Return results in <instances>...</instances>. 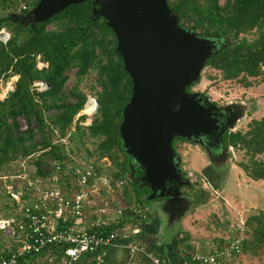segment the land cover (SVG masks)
<instances>
[{
    "label": "trees",
    "instance_id": "16d2710c",
    "mask_svg": "<svg viewBox=\"0 0 264 264\" xmlns=\"http://www.w3.org/2000/svg\"><path fill=\"white\" fill-rule=\"evenodd\" d=\"M39 1L32 3L28 0L30 8L21 14H28ZM94 1L86 0L83 4L71 6L34 28L11 20L10 15L14 13L9 12L16 13V0L0 2V28L6 27L12 34L7 45L0 43V86L1 82L13 76L19 77L15 90L6 99H0V175L9 167L12 170L13 163L19 159L20 162L31 158L40 176L49 178L51 173L44 174L43 165L50 161L67 164L70 157L78 155L74 146L79 141L93 139L96 140L93 153L101 160L108 159L112 165V180L115 183L124 181V185L127 182L131 186L132 195L128 201L120 202L119 208H129L132 204L144 206L152 203L148 201L150 191L132 182L142 172L136 171L132 178L130 157L119 137L123 111L133 95V83L117 52L115 34L105 20H92ZM168 5L179 15L180 25L209 36L230 39V45L207 63V67L223 74L224 81L241 79L244 87L248 88L251 86L250 78H264V0H226L224 4L221 0H168ZM54 23L61 25L57 30H49ZM96 28L111 34L110 48L103 39L96 37ZM251 33L255 38L248 40L245 36ZM39 56L47 64L41 69L37 66ZM74 66L77 67L78 79L84 78L92 69L98 70L96 83L101 89L97 95L98 116L86 126L81 124L85 119L81 117L75 131L72 130L74 119L83 110L87 95L80 91L78 84L68 96L63 94L68 72ZM37 81L47 83L49 88L34 92L33 84ZM201 81L202 77L188 91L192 92ZM201 94L207 96L206 93ZM51 111L55 114L48 116ZM20 119L27 122L24 132L21 131ZM223 139L227 147L244 152L249 158L248 161L237 162V166L250 179L264 181V160L260 159L264 155V119L253 120L245 132H226ZM176 140L186 142L179 138ZM96 165L99 174V166ZM15 169L13 166L10 174ZM62 180L59 179V184L65 185L61 184ZM65 183H68L66 178ZM7 185L11 182L4 183L5 190ZM12 185L18 190L20 186L24 188L21 192L23 205L32 204L33 198L22 180H15ZM6 196L11 201L12 211L2 217H18L20 204L9 193ZM246 226L250 233L241 241V252L264 255V213L260 211L247 218ZM123 227L122 222H113L94 227L90 232L110 234ZM67 248L63 245L52 253L63 258ZM90 257L91 254H86L75 264H86ZM19 264L27 263L22 259Z\"/></svg>",
    "mask_w": 264,
    "mask_h": 264
},
{
    "label": "water",
    "instance_id": "95a60500",
    "mask_svg": "<svg viewBox=\"0 0 264 264\" xmlns=\"http://www.w3.org/2000/svg\"><path fill=\"white\" fill-rule=\"evenodd\" d=\"M85 1L40 0L28 14L10 18L34 28ZM99 19L115 34L117 52L133 83L119 125L132 178L142 172L132 182L150 191L149 202L161 203L158 212L168 216L167 229H174L190 209L182 190L193 187L183 156L173 147L175 139L200 147L218 167L219 158L228 159L232 150L225 146L224 134L236 131L249 112L244 102L218 107L210 97L188 91L230 39L180 25L168 0H95L92 20Z\"/></svg>",
    "mask_w": 264,
    "mask_h": 264
},
{
    "label": "built area",
    "instance_id": "2783aa9c",
    "mask_svg": "<svg viewBox=\"0 0 264 264\" xmlns=\"http://www.w3.org/2000/svg\"><path fill=\"white\" fill-rule=\"evenodd\" d=\"M16 1L18 4L16 14H21L30 8L28 0ZM33 2L35 0H32ZM9 13L15 12L10 11ZM11 36L10 30L6 27L0 28V43L7 45L11 40ZM37 59L38 68L41 69L47 66L40 56ZM17 81V78H15L14 81L4 82L5 89L1 87L0 99H6L15 90ZM48 88V84L43 81H37L33 84V91L37 93L46 91ZM98 107L97 98L88 96L83 110L74 119L72 130L75 131L81 117L85 118L81 123L82 125L92 124ZM65 167H69L68 175L73 181L66 187L59 184V179L65 178ZM41 169L44 174L52 172L54 177L40 176L38 168L29 158L18 162L16 171L3 178L4 182H11V185L6 186V192L20 204V207L18 217H0V237L11 238L16 243L13 249L5 248L4 251L0 252V264H19L22 259L27 264H39L43 256H51L50 263H52L53 258L57 257L52 252L55 248L63 245L68 246L64 252V262L75 264L84 255L94 254L100 249L114 244L118 239V232L110 234L92 233L75 226L88 209L102 213L100 216L108 217L110 215V204L105 203L102 206L99 202V174L96 163L89 161L62 164L50 161L47 166H43ZM186 174L187 179L192 183L198 181V176L196 175V177L194 172L187 171ZM15 180H22L27 186L26 190L30 192V197L33 198L32 204L25 206L21 203V192L24 191V188L22 186L19 187V190L15 188L12 185ZM46 182L52 183L51 185H45ZM112 185L120 190L124 185V181ZM135 211L141 218L144 217L141 211L137 209ZM115 213L119 216L123 215L121 209L115 211ZM100 220V224L109 225L102 219ZM244 226H246V221L240 219L238 223L239 231L242 228L244 229ZM241 241L242 238L234 239L222 253L195 252L191 254L190 260L193 264L223 263V257H227L226 261L241 253ZM138 248L135 246L132 251L138 250ZM153 263L164 264L163 260L157 257L153 258ZM87 264L95 263L88 261Z\"/></svg>",
    "mask_w": 264,
    "mask_h": 264
},
{
    "label": "crops",
    "instance_id": "0c3cea01",
    "mask_svg": "<svg viewBox=\"0 0 264 264\" xmlns=\"http://www.w3.org/2000/svg\"><path fill=\"white\" fill-rule=\"evenodd\" d=\"M187 148L188 153H196L194 159L197 169L192 168L191 171L197 174L198 181L190 191L184 190L190 200V209L174 229H167L168 216L158 212L161 208L160 202H155L150 209L141 205L120 208L123 215L114 213V218L96 215L98 218L95 220L94 217L90 219L84 214L75 225L83 231L90 232L94 227L104 226L100 224V219L108 224H124L118 231L116 242L91 254L88 261L95 264H154L153 258L157 257L164 264H193L190 260L191 254L222 253L236 239L235 233L232 235L233 226L238 227L240 219H246L247 214L258 208L254 206V202H258L255 188L262 182L250 179L234 161L215 167L198 146L190 151ZM200 183L205 186L200 187ZM206 187L207 194L203 190ZM209 195H215L216 198H210ZM216 199L223 201V204H218ZM135 209L141 211L144 217L141 218ZM93 212L99 214L97 211ZM197 215L205 221L209 220L210 225L204 226L205 223L198 224L194 221ZM217 221L220 222L219 226H215ZM135 246L139 247L138 250L132 251ZM223 258L224 262L220 264L226 263L227 257Z\"/></svg>",
    "mask_w": 264,
    "mask_h": 264
},
{
    "label": "rangeland",
    "instance_id": "374dc122",
    "mask_svg": "<svg viewBox=\"0 0 264 264\" xmlns=\"http://www.w3.org/2000/svg\"><path fill=\"white\" fill-rule=\"evenodd\" d=\"M225 1L226 0H221V4H224ZM60 25H61L60 23L58 24L54 23V24H51L48 29L57 30ZM94 33L98 39H103L105 45L108 48H110L112 36L109 32H107L106 30L96 28ZM245 37L248 40H253L255 38V34L251 33ZM97 77H98V70L92 69L88 73V75H86L84 78L78 79L77 67L74 66L68 72V81L66 83V87L64 89L63 94L65 95V97L68 96L69 92L74 88L76 84H78L80 91L85 96L87 95V97L93 96L94 98H97L98 97L97 95L101 91V89L97 86V83H96ZM15 78H17L18 80L17 76L11 77V79L9 80L14 81ZM242 82L243 81L241 79L233 80V81H224L223 74L220 71H217L210 67H206L202 75L201 83L195 86L192 89V92L206 93L207 96L210 97L211 100L215 102L216 104H218L219 106H225L226 104L231 103V102H238V103L244 102L248 104L249 112L247 113L245 119L242 120L237 125L236 131H234V132H238V131L245 132L248 130V125L253 120H263L264 119V78L263 77L250 78L251 86L248 88H245ZM1 83L2 84L0 86V89L1 87L5 89L4 82H1ZM98 110H99V107H98ZM53 114H55V111H51L50 113H48V116H51ZM97 116H98V111L93 119H95ZM19 123H20L21 131L24 132L27 129V122L24 119H20ZM95 142L96 140H93V139H85V140H82V142L79 141V144H77V146H74V148L78 150L77 151L78 155H75V156L73 155L72 158L70 157L71 159L70 163L74 164V163H83V162L92 161L98 164L99 171H100L99 173L100 176L98 178L99 192H100L99 202H100V205L102 206L105 203L110 204L111 206L110 215L108 216V218H114L115 211L119 210L120 209L119 205L122 204V203L120 204V202H124V200L128 201L129 197L132 195L133 192H132L131 186L127 182H125V185H123L122 189L120 190H118L112 185L113 183H115L111 178V174L113 172L112 165L108 159L101 160L97 157V155L93 153L95 150ZM182 146H184L185 148H183ZM173 147L178 153L181 151L183 159L186 160V162H184V165H183L184 172L191 171L193 170L192 168L197 169L196 161L194 159L196 153L195 152L188 153V148H187L189 147V151H190L192 150V148L195 149V145L188 143V142L176 140L173 143ZM199 149L201 152H204V150L201 149L200 147ZM184 153H187V154H184ZM230 156H231L230 160H232L231 162L234 161V163L236 164L237 162H240L243 160H246V161L249 160V158L245 156L244 152H238V151L232 150V152L230 153ZM260 159L264 160V155L260 156ZM19 160L17 161V163L16 162L13 163L12 170L9 167V169L8 168L5 169L4 173L0 175V217L5 215V213L10 214L11 212L8 213L9 210L12 211L11 201L6 196L7 193H6V190L4 189L5 182L3 181V178L10 176L7 174H10L13 171V166H14V169L18 166ZM230 160L228 161V163H230ZM43 166H47V164ZM224 169L226 168H223V170ZM64 172H65V178L68 179V183L69 184L72 183L73 181L71 180V178H69V175H68L69 167H65ZM49 173L52 174V172H49ZM196 175L197 174H195V176ZM50 176L49 178L54 177L53 174L51 177ZM65 178H63L62 180L63 182L61 181L62 184H65ZM261 182L262 184L259 183L258 187L255 188L256 189L255 192L257 193L255 195L257 196L256 199H258V202H254L256 203L254 206H257L258 208L253 209L252 212L246 215V217L244 216L246 219L249 218L250 216L258 214L260 211L264 213V209L263 210L259 209L260 207L264 208V183H263L264 181H261ZM51 183L52 182H49V183L46 182L45 185H51ZM68 183L67 185H69ZM201 186H205V184L200 183V187ZM65 187H66V184H65ZM207 189H208L207 187L203 189L205 194H207L206 193ZM200 190L203 191L202 189ZM208 197L216 198L215 195L214 196L209 195ZM216 202H218V204H223V201L218 200V199H216ZM153 204H155V202L145 204L144 207H146V209H150L153 206ZM239 204L240 202L237 203V205ZM132 205L129 207H132ZM218 209L222 210V208H218ZM93 211L94 210L92 209H88L85 212V216L90 219L91 217H94L96 220L98 218L96 217V215L100 216V213L94 214ZM194 221H197L198 224L205 223L204 226L210 225L209 224L210 221L209 220L205 221V219H202L200 215H197L196 217H194ZM219 223L220 222L217 221V224L215 226H219L220 225ZM234 233H235L236 238H242L243 240V239L248 238V234L250 233V231L247 226H244V229L242 228L241 231H239L237 226H233L232 235ZM15 244L16 243L11 238L0 237V250L1 251H4L5 248L13 249L15 247ZM50 258L51 256H43L39 264H67L64 262V258H59V257L53 258V262L50 263ZM225 264H264V255L254 256L252 254H245L243 253V250H242L241 254L231 257L229 260L226 261Z\"/></svg>",
    "mask_w": 264,
    "mask_h": 264
},
{
    "label": "flooded vegetation",
    "instance_id": "af4514ba",
    "mask_svg": "<svg viewBox=\"0 0 264 264\" xmlns=\"http://www.w3.org/2000/svg\"><path fill=\"white\" fill-rule=\"evenodd\" d=\"M22 15H24V14H21V16ZM26 15V14H25ZM213 103H215V102H213ZM216 104V103H215ZM218 107H223V106H219L218 104H216ZM226 146V145H225ZM227 147V146H226ZM229 148H232V147H229ZM232 152V150L229 152V154H228V159H227V157H223V158H219V161H221V164H223V163H228V161H229V159H230V153ZM186 191H190V190H186ZM186 191H183V195L185 196V197H187V198H189L187 195H185L186 194Z\"/></svg>",
    "mask_w": 264,
    "mask_h": 264
},
{
    "label": "bare ground",
    "instance_id": "6f19581e",
    "mask_svg": "<svg viewBox=\"0 0 264 264\" xmlns=\"http://www.w3.org/2000/svg\"><path fill=\"white\" fill-rule=\"evenodd\" d=\"M187 180H188V179H187ZM188 181H190V180H188ZM190 182H191V181H190ZM191 184H192L193 187H194V183L191 182ZM193 187H192V188H193ZM192 188H184L182 191H184V190H191Z\"/></svg>",
    "mask_w": 264,
    "mask_h": 264
},
{
    "label": "clouds",
    "instance_id": "9594fccd",
    "mask_svg": "<svg viewBox=\"0 0 264 264\" xmlns=\"http://www.w3.org/2000/svg\"><path fill=\"white\" fill-rule=\"evenodd\" d=\"M20 15V14H19Z\"/></svg>",
    "mask_w": 264,
    "mask_h": 264
}]
</instances>
